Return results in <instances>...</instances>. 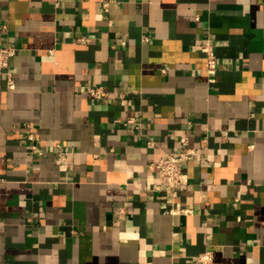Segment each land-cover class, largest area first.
<instances>
[{
    "label": "crops",
    "instance_id": "obj_1",
    "mask_svg": "<svg viewBox=\"0 0 264 264\" xmlns=\"http://www.w3.org/2000/svg\"><path fill=\"white\" fill-rule=\"evenodd\" d=\"M0 46V264H264V0H0Z\"/></svg>",
    "mask_w": 264,
    "mask_h": 264
},
{
    "label": "built area",
    "instance_id": "obj_2",
    "mask_svg": "<svg viewBox=\"0 0 264 264\" xmlns=\"http://www.w3.org/2000/svg\"><path fill=\"white\" fill-rule=\"evenodd\" d=\"M16 48L12 46H0V72H5L6 87L9 90L15 89V83L9 72V61L16 55ZM201 52L206 56L207 67L209 70H216L217 68V56L209 43H206L201 47ZM90 94L94 98L105 96L106 93L101 88L90 89ZM133 120H129L132 122ZM29 140H33V136H29ZM182 150L178 154L167 153L162 158L153 164V169L158 174L159 178L167 184L171 195L176 197L178 195L179 188L188 183V177L183 172L182 162L191 158H194L197 153L196 150L190 148L187 144L186 138H181ZM170 214L185 213L188 214L189 210H175L171 209ZM211 261V254L205 252L198 257V262L202 264H208Z\"/></svg>",
    "mask_w": 264,
    "mask_h": 264
}]
</instances>
